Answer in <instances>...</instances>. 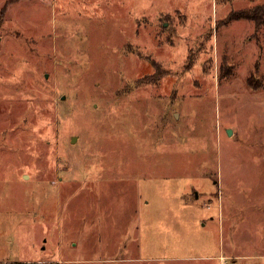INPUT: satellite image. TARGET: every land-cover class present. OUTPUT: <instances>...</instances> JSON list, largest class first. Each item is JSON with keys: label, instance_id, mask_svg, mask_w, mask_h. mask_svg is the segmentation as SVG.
I'll list each match as a JSON object with an SVG mask.
<instances>
[{"label": "rangeland", "instance_id": "374dc122", "mask_svg": "<svg viewBox=\"0 0 264 264\" xmlns=\"http://www.w3.org/2000/svg\"><path fill=\"white\" fill-rule=\"evenodd\" d=\"M258 6L0 0V264H264Z\"/></svg>", "mask_w": 264, "mask_h": 264}, {"label": "crops", "instance_id": "0c3cea01", "mask_svg": "<svg viewBox=\"0 0 264 264\" xmlns=\"http://www.w3.org/2000/svg\"><path fill=\"white\" fill-rule=\"evenodd\" d=\"M198 194H196V196L195 197H193V198H191V199H188V200H186V199H184V203L185 204H189V205H193V203H195V200H196V198H198V196H199V192H197ZM194 195H195V193H194ZM213 199L211 198L210 199V201L208 202V204L209 205H211L212 203H213ZM212 202V203H211ZM209 205H207V206H209ZM213 206H214V204H213ZM205 222L203 223V224H201V226H205ZM135 230V231H134ZM134 230H132V231H130V233H129V236H128V241H129V243H128V247L131 245V243L133 242V240L135 239V236H136V238L138 239V249H142V244H143V242H142V240H141V230H140V226H139V232L136 234V232H137V227H136V229H134ZM136 240V239H135ZM225 254L223 253V250L222 249H220V247L218 248V250L216 251V253L214 254V255H211V257L212 258H215V259H217L218 260V258L220 257V256H224ZM226 256V255H225Z\"/></svg>", "mask_w": 264, "mask_h": 264}, {"label": "trees", "instance_id": "16d2710c", "mask_svg": "<svg viewBox=\"0 0 264 264\" xmlns=\"http://www.w3.org/2000/svg\"><path fill=\"white\" fill-rule=\"evenodd\" d=\"M260 12H264V8H260L258 6L255 8L244 9L242 11L233 13V16L241 15L239 17H247V18H251V19H256Z\"/></svg>", "mask_w": 264, "mask_h": 264}, {"label": "built area", "instance_id": "2783aa9c", "mask_svg": "<svg viewBox=\"0 0 264 264\" xmlns=\"http://www.w3.org/2000/svg\"><path fill=\"white\" fill-rule=\"evenodd\" d=\"M219 264H228V263H227V257H225V256H220V257H219Z\"/></svg>", "mask_w": 264, "mask_h": 264}]
</instances>
